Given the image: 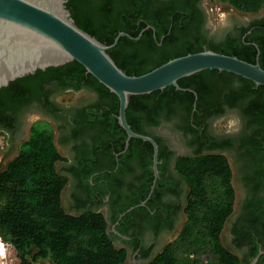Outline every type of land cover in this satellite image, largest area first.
I'll return each instance as SVG.
<instances>
[{
  "label": "flooded vegetation",
  "instance_id": "1",
  "mask_svg": "<svg viewBox=\"0 0 264 264\" xmlns=\"http://www.w3.org/2000/svg\"><path fill=\"white\" fill-rule=\"evenodd\" d=\"M210 1L146 0L155 11L156 26L143 27L132 44L117 48L118 56L134 65L140 63L136 52L162 58L185 42L214 50L240 45L248 37L257 47L258 61L264 4L254 13L233 10L220 22ZM62 66L37 69L0 89V135L12 151L36 120L49 124L62 156L56 168L67 178L61 193L66 212L102 213L115 245L127 251L126 260L144 264L178 234L186 218L188 186L176 170L177 158L224 155L235 201L222 242L241 264H264V253L258 255L264 251V107L257 110L261 116L251 115L250 94L243 93L236 74L192 75L184 87L158 95L157 106L147 114L134 111L133 119L141 116L135 118L141 133L158 145V177L149 202L125 212L150 191L153 146L145 141L124 150L126 138L110 109L112 98L87 82L86 73L73 78Z\"/></svg>",
  "mask_w": 264,
  "mask_h": 264
},
{
  "label": "trees",
  "instance_id": "2",
  "mask_svg": "<svg viewBox=\"0 0 264 264\" xmlns=\"http://www.w3.org/2000/svg\"><path fill=\"white\" fill-rule=\"evenodd\" d=\"M218 1L242 13L257 12L264 4V0ZM147 6L146 0L66 2L75 24L104 44H111L120 31L137 36L147 24L154 26L155 11ZM157 35L160 37L161 33L157 31ZM133 42L126 36L121 37L116 46L107 51L128 75H140L171 58L204 50L200 42H185L169 57L136 52L140 63L132 65L118 56L117 48ZM249 42L252 40L247 37L240 45L211 50L255 63L257 47ZM258 49V62L264 69V44L258 43ZM62 68L73 78L86 73L77 61L67 62ZM204 71L227 73L207 69L192 75ZM86 74L89 76L87 82L112 98L110 109L117 115L118 97L91 74ZM190 76L179 79L178 85L184 87ZM238 77L243 93L250 94L251 115L261 116V111L257 110L264 107V86ZM166 90H174V86L129 97L126 119L134 132L143 134L135 121L141 116L133 119L134 111L147 114L157 106V99L161 98L158 95ZM121 131L126 138L125 131L122 128ZM139 142L145 143L131 138L128 149L132 150ZM61 158L52 128L46 122L35 123L17 153L0 169V240L14 249L19 264H34L41 259H49L53 264H123L127 251L115 245L102 213L88 210L71 214L63 208L61 193L67 178L56 168ZM176 170L188 186L185 221L178 234L144 264H241L240 258L221 239L224 223L235 201L232 170L227 158L220 154L179 157Z\"/></svg>",
  "mask_w": 264,
  "mask_h": 264
},
{
  "label": "water",
  "instance_id": "3",
  "mask_svg": "<svg viewBox=\"0 0 264 264\" xmlns=\"http://www.w3.org/2000/svg\"><path fill=\"white\" fill-rule=\"evenodd\" d=\"M67 0H0V89L9 82L34 73L37 69L77 61L119 100L117 119L126 132L124 150L131 138L148 141L154 149V179L142 206L150 198L158 177L155 140L134 132L126 119L131 95L149 94L167 86L180 89L178 80L199 71H227L264 86V69L259 62L251 63L233 55L211 49L174 57L140 75H128L108 54L121 37L136 40L120 31L111 44H104L78 27L66 7ZM264 251H259L263 254ZM258 258V257H256ZM255 258V259H256Z\"/></svg>",
  "mask_w": 264,
  "mask_h": 264
},
{
  "label": "rangeland",
  "instance_id": "4",
  "mask_svg": "<svg viewBox=\"0 0 264 264\" xmlns=\"http://www.w3.org/2000/svg\"><path fill=\"white\" fill-rule=\"evenodd\" d=\"M210 6L213 8V13L215 16L214 18H218L220 22L226 17V15H228L229 12L234 10L230 7L225 6L218 0H211ZM34 120H36V117H34ZM36 121L43 122L42 120H36ZM1 144L3 146L2 148H0V169L3 166H5V164L17 153L19 149L18 147L17 149H14L12 151L8 150L5 139H3L0 135V145ZM0 244H3L4 251H5L4 257L0 259V264H19V259L17 258L14 249L11 246L7 245L6 243L2 242L1 240H0ZM116 246L118 247L119 245H116ZM34 264H53V262L49 259H41L35 262ZM123 264H143V262L142 263L135 262L134 259L128 258L127 260L124 261Z\"/></svg>",
  "mask_w": 264,
  "mask_h": 264
},
{
  "label": "clouds",
  "instance_id": "5",
  "mask_svg": "<svg viewBox=\"0 0 264 264\" xmlns=\"http://www.w3.org/2000/svg\"><path fill=\"white\" fill-rule=\"evenodd\" d=\"M5 255L4 246L3 244H0V258H3Z\"/></svg>",
  "mask_w": 264,
  "mask_h": 264
},
{
  "label": "built area",
  "instance_id": "6",
  "mask_svg": "<svg viewBox=\"0 0 264 264\" xmlns=\"http://www.w3.org/2000/svg\"><path fill=\"white\" fill-rule=\"evenodd\" d=\"M2 146H3V145L1 144V145H0V148H2ZM192 256H193V255L191 254L190 257H192Z\"/></svg>",
  "mask_w": 264,
  "mask_h": 264
},
{
  "label": "bare ground",
  "instance_id": "7",
  "mask_svg": "<svg viewBox=\"0 0 264 264\" xmlns=\"http://www.w3.org/2000/svg\"><path fill=\"white\" fill-rule=\"evenodd\" d=\"M0 259H2V258H0Z\"/></svg>",
  "mask_w": 264,
  "mask_h": 264
}]
</instances>
